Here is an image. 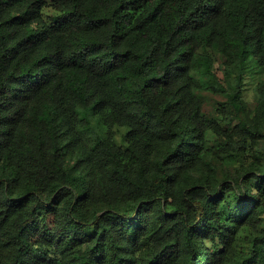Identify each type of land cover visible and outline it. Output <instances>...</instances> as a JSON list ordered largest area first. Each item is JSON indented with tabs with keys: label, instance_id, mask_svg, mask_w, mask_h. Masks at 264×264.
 Wrapping results in <instances>:
<instances>
[{
	"label": "trees",
	"instance_id": "obj_1",
	"mask_svg": "<svg viewBox=\"0 0 264 264\" xmlns=\"http://www.w3.org/2000/svg\"><path fill=\"white\" fill-rule=\"evenodd\" d=\"M0 264H264V0H0Z\"/></svg>",
	"mask_w": 264,
	"mask_h": 264
},
{
	"label": "rangeland",
	"instance_id": "obj_2",
	"mask_svg": "<svg viewBox=\"0 0 264 264\" xmlns=\"http://www.w3.org/2000/svg\"><path fill=\"white\" fill-rule=\"evenodd\" d=\"M54 14H55V11L52 8H50V7L46 8V10H45L46 16H51ZM245 92H246V99L247 100L250 101V100L254 99L253 90L247 89ZM204 96H205V110H206V112L211 114V115H219V117H223V112L221 110H222V107L224 106V104L226 102V97L222 94H216V93H210V92L204 93ZM124 135H125L124 129H121V130L118 129L117 130V142L122 146H124Z\"/></svg>",
	"mask_w": 264,
	"mask_h": 264
}]
</instances>
